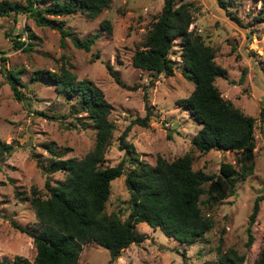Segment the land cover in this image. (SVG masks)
<instances>
[{"label":"rangeland","instance_id":"374dc122","mask_svg":"<svg viewBox=\"0 0 264 264\" xmlns=\"http://www.w3.org/2000/svg\"><path fill=\"white\" fill-rule=\"evenodd\" d=\"M49 1L42 0L39 5ZM163 1L111 0L92 18L80 10L47 14L55 23L63 21L73 36L83 38L98 31L89 49L75 45L68 35L62 44L56 26L38 23L25 10L9 6L0 12V144L12 145L10 151L0 149V260L10 261L16 254L31 259L36 252L32 236L10 220L32 229L39 227L29 200L19 195L30 196L32 186L46 194L43 168L51 160L46 142L53 141L63 157H81L94 143L96 129L84 111H75L77 97H68L53 84L33 77L38 71L57 69L61 55L78 78L94 82L112 105L108 117L115 127L104 152L105 164L125 157L124 171L132 165L117 138L127 124V140L134 144L139 158L148 162L153 163L158 153L173 159L190 152L193 168L218 173L222 160L235 161L234 150L201 151L191 142L200 123L177 102L193 88V82L181 72L179 37L172 45V73L137 67L131 61ZM182 1L190 2L192 20L188 27L214 48L215 61L226 68L225 77L214 79L222 96L255 116L252 171L243 177L235 173L234 191L217 201L206 202L205 193L201 194L202 212L210 217L212 225L195 241L185 243L166 235L159 226L139 221L135 227L145 234L142 240L131 241L113 260L106 247L94 241L84 242L80 264H219V250L229 247L244 253L243 264H255L264 244V198L259 201L251 226L253 240L246 243L253 199L264 191V0H225L224 6L218 0L175 3ZM102 19L109 21L110 31L100 24ZM15 38L23 40V44L16 45ZM106 62L115 68L124 84L115 81ZM7 68L19 70L23 81L19 85L21 99L12 93L4 74ZM145 100L152 104L153 111L148 124L131 122L133 117L144 115ZM63 176L59 169L50 173L52 182ZM124 176L121 173L111 179L104 208L121 218L130 209Z\"/></svg>","mask_w":264,"mask_h":264},{"label":"trees","instance_id":"16d2710c","mask_svg":"<svg viewBox=\"0 0 264 264\" xmlns=\"http://www.w3.org/2000/svg\"><path fill=\"white\" fill-rule=\"evenodd\" d=\"M41 1L26 0L20 3L0 0V12L6 11L9 6L25 10L38 23L56 26L62 44L68 35L75 45L89 49L98 31L83 38L76 37L64 27L63 21L55 23L47 14L80 10L92 18L107 7L111 0H50L39 5ZM218 1L222 6L225 5V0ZM191 20L189 1L176 4L175 0H164L160 12L136 45L131 61L137 67L172 73L175 63V58L171 56L172 45L174 38L179 37L181 72L193 82V88L186 96L178 97L177 102L200 123L191 142L201 151L211 148L234 150L235 161L222 160L218 173H206L201 168H193L190 152L173 159L158 153L153 163L148 162L139 158L134 144L127 140L130 127L127 124L117 138L118 146L128 153L132 165L124 171L125 157L114 164H105L104 152L115 127L114 121L108 117L112 105L94 82L86 77L78 78L70 69V63L61 55L62 60L57 69H44L33 77L53 84L58 92H65L68 97H77L79 104L75 111H84L92 121L96 129L94 143L81 157H63L53 141L46 142L51 154L49 164L42 167L46 174V194L42 195L40 190L32 186L30 196L19 195L20 199L29 200L39 227L32 229L14 219L10 220L13 226L32 236L36 252L31 259L16 254L10 261L0 260V264H80L82 243L87 241L106 247L109 259L113 260L131 241L144 238L145 234L135 227L139 221L159 226L166 235L185 243L195 241L211 227L212 220L202 212L201 194L205 193L206 202L217 201L234 191L235 173L243 177L252 171L255 116L242 111L230 99L222 96L214 79L216 76L225 77L226 68L215 61L214 48L204 42L198 32L188 27ZM100 24L110 31L107 19H102ZM15 44L21 45L23 40L15 38ZM106 66L115 81L124 84L109 62H106ZM18 71L7 68L4 74L14 97L21 99L23 93L19 85L23 81ZM145 109L144 115L133 117L131 122L147 125L153 113L152 104L147 100ZM0 149L10 151L12 145L3 143ZM57 169L62 170L64 176L52 182L50 173ZM121 173L125 174L124 183L129 190L130 203L124 218L115 211L106 212L104 209L110 181ZM262 198L264 191L255 195L248 214L247 244L253 240L251 226ZM218 260L219 264H243L244 253L232 247L220 249ZM255 264H264V244Z\"/></svg>","mask_w":264,"mask_h":264}]
</instances>
